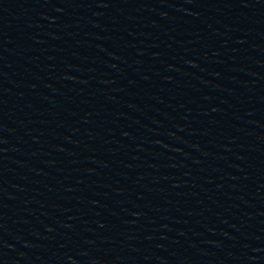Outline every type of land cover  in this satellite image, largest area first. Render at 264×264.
<instances>
[{"label":"water","instance_id":"water-1","mask_svg":"<svg viewBox=\"0 0 264 264\" xmlns=\"http://www.w3.org/2000/svg\"><path fill=\"white\" fill-rule=\"evenodd\" d=\"M0 264H264V0H0Z\"/></svg>","mask_w":264,"mask_h":264}]
</instances>
